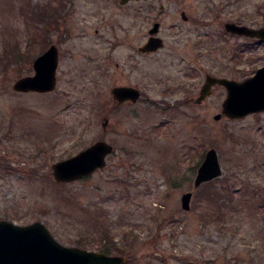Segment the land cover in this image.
I'll list each match as a JSON object with an SVG mask.
<instances>
[{"label":"rangeland","instance_id":"374dc122","mask_svg":"<svg viewBox=\"0 0 264 264\" xmlns=\"http://www.w3.org/2000/svg\"><path fill=\"white\" fill-rule=\"evenodd\" d=\"M163 2L164 57L134 49L155 18L136 1L0 0V220L44 219L63 244L107 241L128 264H264V112L226 117L222 85L195 102L207 74L242 81L264 66V41L224 28L264 26V0ZM52 45L56 88L14 90ZM117 85L149 100L117 107ZM101 139L114 147L105 166L55 180V163ZM211 148L223 174L195 188Z\"/></svg>","mask_w":264,"mask_h":264},{"label":"water","instance_id":"95a60500","mask_svg":"<svg viewBox=\"0 0 264 264\" xmlns=\"http://www.w3.org/2000/svg\"><path fill=\"white\" fill-rule=\"evenodd\" d=\"M127 3L132 0H121ZM159 27L155 24L151 33ZM227 32L257 38L264 41V26L250 27L228 21L224 24ZM161 47L160 38H150L143 51L154 52ZM59 63L58 47L52 45L39 55L33 64L35 73L19 78L13 88L20 92H51L57 85V67ZM215 85H222L227 90L222 113L229 118H243L248 115L264 112V66L255 74L242 81L217 77L207 74L205 82L196 98V103L204 101ZM118 104L125 101L137 102L142 93L133 86H114L111 90ZM216 115V119L222 117ZM108 119L103 122L106 127ZM114 151L111 143L98 140L77 155L61 160L53 165V176L59 182H71L87 177L106 164L107 157ZM223 174L219 154L215 148L206 153L205 159L198 168L194 181L195 188ZM193 192L183 194L182 207L189 210ZM129 259L123 255H110L63 244L40 222L30 225H17L8 220H0V264H128ZM204 264V263H196Z\"/></svg>","mask_w":264,"mask_h":264},{"label":"flooded vegetation","instance_id":"af4514ba","mask_svg":"<svg viewBox=\"0 0 264 264\" xmlns=\"http://www.w3.org/2000/svg\"><path fill=\"white\" fill-rule=\"evenodd\" d=\"M132 1H136V3L140 4V8L138 9V11H140V12L133 9V11H135V12L137 11L139 13V15H141V13L143 12L148 16H155V18H152L154 20V22H153L152 27L148 30V36L145 35V38H146L145 41L143 43H141L140 45L135 46L134 49L137 50V53H139L141 55H148V53H151V52H145V51H143V48L145 45L148 44L151 37L156 36V37L160 38V40H161V47L159 49L163 50V57H164V45H165V41H164V2H163L164 0H132ZM132 1H129L126 4H123L122 1L120 0V3H121V5L126 6V5H130L131 4L130 2H132ZM157 3H158V8H159L158 10L156 9ZM182 16L185 20H188L186 14H184V12L182 13ZM157 23L159 24V27H158L157 31L154 34H152L151 30L155 26V24H157ZM234 35H236V34H234ZM238 36H240V35H238ZM158 50H156V51H158ZM162 84H163V93H164V65H163ZM117 86H131V85H117ZM133 87H136V86H133ZM140 91L142 93V96L138 101L149 100V97L146 96L145 93L142 92V90H140ZM163 100H164V97H163ZM126 102H132V101H125L122 104H124ZM118 105L119 104L117 102L116 106L119 107ZM6 220H8V219H6ZM8 221L13 222L17 225H22V226L40 222L43 225H45L48 228V230H50V232L53 234L52 230L49 227V224L44 219L43 220H35V221L25 223V224H20V223L11 221V220H8ZM78 244H82V243H78ZM83 245L86 246V244H82V246ZM70 246H76V245H70ZM78 247H81V246H78ZM81 248H84V247H81ZM85 249H87V248H85ZM98 252H103V251H98ZM104 253H107V252H104ZM107 254L116 255V254H112V253H107Z\"/></svg>","mask_w":264,"mask_h":264},{"label":"trees","instance_id":"16d2710c","mask_svg":"<svg viewBox=\"0 0 264 264\" xmlns=\"http://www.w3.org/2000/svg\"><path fill=\"white\" fill-rule=\"evenodd\" d=\"M50 14V12H48V15ZM52 15H51V20H57V18H56V16L57 15H59V12L56 10V8H53V11H52V13H51ZM46 19L47 20H49V17L47 16L46 17ZM10 50V49H9ZM6 53H9V51L8 50H6L5 51ZM17 54H20V53H17ZM19 55H16L15 56V59H17V57H18ZM217 194V193H216ZM229 201V200H228ZM219 202V204L217 205V208H219V210H221V206H223V207H225V206H227L226 204H224L225 202H224V200H221V201H218ZM218 210V211H219ZM106 236V238H108L107 237V234L105 235ZM116 247V246H115ZM100 249L101 250H103V252H107V253H111V252H113V247L111 246V243L110 244H108V242L106 241L104 244H102L101 246H100Z\"/></svg>","mask_w":264,"mask_h":264}]
</instances>
